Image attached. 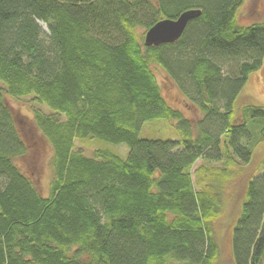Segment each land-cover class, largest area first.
Wrapping results in <instances>:
<instances>
[{"label": "trees", "instance_id": "1", "mask_svg": "<svg viewBox=\"0 0 264 264\" xmlns=\"http://www.w3.org/2000/svg\"><path fill=\"white\" fill-rule=\"evenodd\" d=\"M245 1L0 0V264L222 263L224 184L264 143L263 105L235 117L264 60V22L237 20ZM189 10L201 15L180 39L145 45L152 26ZM157 71L198 121L170 106ZM7 95L49 110H33L53 151L48 196L17 165L30 138ZM158 119L179 139L139 136ZM91 138L125 143L127 158L75 149ZM232 251L235 264H264V171L249 182Z\"/></svg>", "mask_w": 264, "mask_h": 264}, {"label": "rangeland", "instance_id": "2", "mask_svg": "<svg viewBox=\"0 0 264 264\" xmlns=\"http://www.w3.org/2000/svg\"><path fill=\"white\" fill-rule=\"evenodd\" d=\"M238 23L244 26L264 22V0H246L237 12ZM159 82L167 102L175 109H179L193 122L202 117L198 107L187 100L183 94L168 80L162 71H157ZM0 85L3 86L2 83ZM7 104L11 107L19 120V127L27 132L30 138L28 154L17 159V165L30 175L40 193L43 196L49 195L50 182L53 176L52 159L53 151L47 140L35 126L33 110L40 108L45 112L49 110L45 106L34 102L32 97L14 99L6 96ZM252 105L264 106V60L262 67L253 72L244 89L235 102V117L242 119L244 108ZM175 122L167 120H152L144 124L139 136L152 140H177L179 134L175 128ZM253 135L257 136L258 129L253 128L249 120ZM226 140V137H224ZM223 140V142H224ZM75 149L82 150L85 155L91 157L96 150L106 149L126 159L129 148L125 143L113 144L99 138L77 140ZM202 165L199 160L193 167L195 172ZM264 171V143H259L254 151L251 161L248 163L239 162L232 168V175L224 184L223 206L221 215L217 220V238L221 247V264H235L233 257V235L236 225L242 214L243 205L247 200V191L250 180L258 177Z\"/></svg>", "mask_w": 264, "mask_h": 264}, {"label": "water", "instance_id": "3", "mask_svg": "<svg viewBox=\"0 0 264 264\" xmlns=\"http://www.w3.org/2000/svg\"><path fill=\"white\" fill-rule=\"evenodd\" d=\"M200 15V11L189 10L177 19L159 21L146 32L145 45L152 47L176 42L183 35L188 23Z\"/></svg>", "mask_w": 264, "mask_h": 264}]
</instances>
